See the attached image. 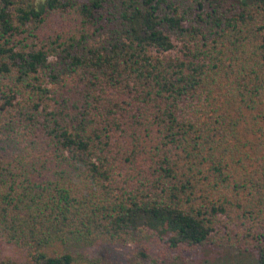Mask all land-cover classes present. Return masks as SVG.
<instances>
[{
  "label": "trees",
  "instance_id": "1",
  "mask_svg": "<svg viewBox=\"0 0 264 264\" xmlns=\"http://www.w3.org/2000/svg\"><path fill=\"white\" fill-rule=\"evenodd\" d=\"M221 232L264 264V0H0V264Z\"/></svg>",
  "mask_w": 264,
  "mask_h": 264
},
{
  "label": "rangeland",
  "instance_id": "2",
  "mask_svg": "<svg viewBox=\"0 0 264 264\" xmlns=\"http://www.w3.org/2000/svg\"><path fill=\"white\" fill-rule=\"evenodd\" d=\"M59 250L71 255V264H252L255 258L251 248H243L239 243L235 232L229 235L221 232L211 243L179 251L168 250L163 241L149 233L134 237L123 245L66 243ZM1 255L10 256L11 251L5 249Z\"/></svg>",
  "mask_w": 264,
  "mask_h": 264
}]
</instances>
